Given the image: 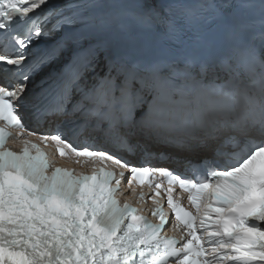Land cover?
Segmentation results:
<instances>
[{"label":"snow or ice","instance_id":"6c2138e0","mask_svg":"<svg viewBox=\"0 0 264 264\" xmlns=\"http://www.w3.org/2000/svg\"><path fill=\"white\" fill-rule=\"evenodd\" d=\"M0 41V264H264V0H0Z\"/></svg>","mask_w":264,"mask_h":264}]
</instances>
